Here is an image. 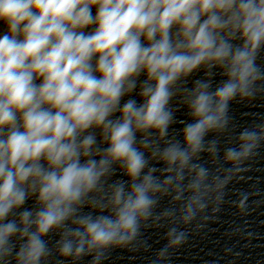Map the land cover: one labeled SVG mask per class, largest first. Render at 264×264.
Segmentation results:
<instances>
[{
    "label": "clouds",
    "instance_id": "clouds-1",
    "mask_svg": "<svg viewBox=\"0 0 264 264\" xmlns=\"http://www.w3.org/2000/svg\"><path fill=\"white\" fill-rule=\"evenodd\" d=\"M0 24V221L31 195L40 206L0 223V257L11 253L10 238L19 233L27 240L18 264H38L47 251L42 237L54 228L63 229L64 256L127 243L157 202L149 193L174 181L183 191L185 168L196 173L185 221L194 206L205 207L209 173L190 161L205 135L227 123L228 102L252 95L262 78L255 60L264 45V0H0ZM202 67L208 77L219 67L227 79L214 91L210 79L184 89L194 119L183 129L187 147L168 140L161 149L149 130L167 134L174 89ZM257 139L245 130L226 159L247 157ZM141 148L175 176L161 181L154 167L142 175L148 159ZM117 163L131 183L110 184L109 194L102 178ZM94 192L99 200L89 196ZM86 202L110 214H79ZM169 235L171 244L184 238L175 229Z\"/></svg>",
    "mask_w": 264,
    "mask_h": 264
}]
</instances>
